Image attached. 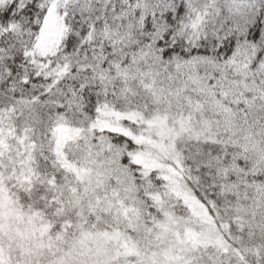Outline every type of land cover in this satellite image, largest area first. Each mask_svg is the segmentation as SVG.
I'll use <instances>...</instances> for the list:
<instances>
[{
  "label": "trees",
  "instance_id": "1",
  "mask_svg": "<svg viewBox=\"0 0 264 264\" xmlns=\"http://www.w3.org/2000/svg\"><path fill=\"white\" fill-rule=\"evenodd\" d=\"M51 1L0 0V122L9 133L0 149L5 169L26 172L21 181L13 175L9 182L21 204L37 209L51 232L71 241L66 235L76 233L70 226L80 218L65 210L69 197L54 188L53 178L65 175V162L54 149V119L78 112L92 117L105 105L143 117L167 115L196 150L182 160L180 180L204 206L209 234L215 231L224 241L205 264H264V199L253 196L254 189L264 192V63L170 59L154 50V40L133 48L154 0H134L132 8L130 0H62L65 30L58 46L43 53L37 43ZM83 3L95 5L98 15L79 10L74 15L73 7ZM185 3L186 23L205 34L204 0ZM165 30L162 20L157 33ZM146 65L181 78L180 85L171 93H155L140 76H124V70ZM199 85L206 92L191 94ZM235 121L242 122L235 126ZM22 123L29 135L19 149L11 135ZM131 165L140 179L138 165ZM168 203L159 210H174Z\"/></svg>",
  "mask_w": 264,
  "mask_h": 264
},
{
  "label": "rangeland",
  "instance_id": "2",
  "mask_svg": "<svg viewBox=\"0 0 264 264\" xmlns=\"http://www.w3.org/2000/svg\"><path fill=\"white\" fill-rule=\"evenodd\" d=\"M61 3L52 0L47 9L40 52L52 51L62 38ZM149 68L124 70V76H140L155 93H171L180 85L181 78ZM203 92L206 88L199 85L190 93ZM105 106L92 117L78 112L53 122L54 149L65 162V175L53 178L54 188L69 197L65 210L80 218L70 226L76 233L66 235L71 241L60 238L62 232H51L37 209L21 204L16 186L9 185L17 169L3 167L0 149V264H205L224 245L215 231L209 234L202 221L204 206L180 180L182 160L196 151L180 138L181 128L167 115L143 117ZM20 127L11 135L19 149L29 135L23 123ZM7 135L0 122V148ZM19 170L17 181L27 177ZM253 196L264 199V192L254 189ZM169 201L174 210H159Z\"/></svg>",
  "mask_w": 264,
  "mask_h": 264
},
{
  "label": "snow or ice",
  "instance_id": "3",
  "mask_svg": "<svg viewBox=\"0 0 264 264\" xmlns=\"http://www.w3.org/2000/svg\"><path fill=\"white\" fill-rule=\"evenodd\" d=\"M133 5L130 0L127 7ZM150 6L154 11L144 18V32L138 33L140 39L133 48L154 40V50L170 59L214 57L225 62L236 58L253 66L264 63V0H204L200 7L208 12L203 35L186 23L189 8L185 0H154ZM77 10L82 15H98V8L88 3L75 5L74 15ZM134 12L139 16L140 7ZM162 20L166 30L158 34Z\"/></svg>",
  "mask_w": 264,
  "mask_h": 264
}]
</instances>
